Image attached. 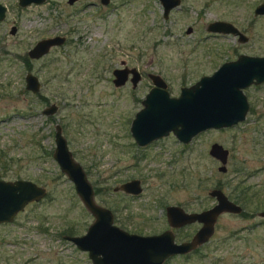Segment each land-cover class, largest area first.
<instances>
[{"label": "rangeland", "instance_id": "1", "mask_svg": "<svg viewBox=\"0 0 264 264\" xmlns=\"http://www.w3.org/2000/svg\"><path fill=\"white\" fill-rule=\"evenodd\" d=\"M262 0H181L168 17L159 0H45L7 7L0 20V178L31 179L46 188L12 221L0 222V264H92L88 252L65 235L83 234L94 216L73 182L53 158L55 126L95 190V201L111 209L114 223L130 232L154 234L171 228L176 241L189 239L198 222L169 226L165 206L187 211L211 206L212 188L222 189L243 207L223 212L210 239L163 264H264V81L243 89L249 110L242 121L208 128L184 143L170 132L138 145L130 123L160 74L171 95L239 53L264 55ZM214 19L234 23L247 36L210 33ZM16 26L14 33L10 32ZM191 27L190 32H186ZM55 34L68 40L40 58L27 50ZM136 66V88L115 86L114 67ZM31 71L40 89L25 88ZM58 108L42 113L50 103ZM212 142L228 149L226 170L209 154ZM132 178L142 190L118 186ZM99 188V191L96 190Z\"/></svg>", "mask_w": 264, "mask_h": 264}, {"label": "water", "instance_id": "2", "mask_svg": "<svg viewBox=\"0 0 264 264\" xmlns=\"http://www.w3.org/2000/svg\"><path fill=\"white\" fill-rule=\"evenodd\" d=\"M45 0H18L26 6L42 3ZM74 0H68L73 2ZM163 16L168 17L171 9L179 6L181 0H159ZM106 4L109 0H101ZM7 7L0 2V20L6 15ZM255 15L264 14V0L253 10ZM206 29L213 32L230 33L244 42L248 36L234 23L224 19H214ZM12 25L10 32L14 33ZM190 31V27L187 32ZM64 36L55 34L38 39L28 50L30 57L38 58L47 53L53 45L63 42ZM131 73L133 86L141 75L136 66L115 67L112 70L113 83L122 85ZM152 85L141 100L140 107L130 124V132L138 145H146L154 139L172 132L176 138L187 143L198 133L208 128H222L242 121L249 110L247 95L243 89L251 84L264 81V55L239 53L236 58L223 61L210 74H202L189 85L180 87L178 95H171L166 80L158 73L149 72ZM25 87L31 92L40 89V81L31 71L25 74ZM56 103L42 109L48 115L57 110ZM55 146L53 158L60 169L73 182L75 191L87 210L94 216L86 231L79 235H65L80 249L86 250L92 264H163L175 254H184L207 242L213 235L218 216L223 212L240 213L242 206L230 199L220 188H212L208 194L215 202L204 209L187 211L177 204L165 206V215L170 227L198 222L200 226L189 239L176 241L171 228L154 234L130 232L113 221L114 216L108 207L95 201V190L82 165L76 161L68 148L67 139L59 124L55 126ZM228 149L218 142H212L209 154L221 164L219 169L226 170ZM120 189L137 194L142 190L140 180L132 178L122 182ZM46 188L31 179L0 178V222L12 221L14 215L31 201L44 197ZM264 217V209L259 211Z\"/></svg>", "mask_w": 264, "mask_h": 264}, {"label": "flooded vegetation", "instance_id": "3", "mask_svg": "<svg viewBox=\"0 0 264 264\" xmlns=\"http://www.w3.org/2000/svg\"><path fill=\"white\" fill-rule=\"evenodd\" d=\"M76 1H78V0H74L73 2H68V0H67V2H68L69 4H73V3L76 2ZM109 1H110V0H109ZM103 4H104V3H103ZM106 4H107V3H106ZM20 6H21V5H20ZM177 7H178V6H177ZM175 8H176V7H175ZM171 10H172V9H171ZM206 27H207V26H206ZM188 28H189V27H188ZM188 28H187V29H188ZM190 30H191V27H190ZM186 32H187V31H186ZM189 32H190V31H189ZM209 32H210V33H213V34H219V33H221V32H213V31H209ZM62 36H64V40H63V42H62L61 44H63L65 41L68 40V38H67L65 35L62 34ZM45 37H46V36H45ZM42 38H43V37H42ZM33 45H34V44H33ZM33 45H32V46H33ZM59 45H60V44H59ZM32 46H31V47H32ZM53 46H56V45H53ZM31 47H30V48H31ZM30 48H29V49H30ZM29 49H28V50H29ZM28 50H27V55H28V57L31 58V59H37V58L30 57L29 54H28ZM49 50H50V49H49ZM45 54H46V53H45ZM45 54H43V55H45ZM43 55H41L40 57H42ZM40 57H38V58H40ZM123 66H127V65H126V64H123ZM123 66H118V68H119V67H123ZM128 67H130V66H128ZM114 68H115V67H114ZM114 68H113V69H114ZM113 69H112V70H113ZM137 69H138V68H137ZM138 71L140 72V75H141V78H142V72H141V70L138 69ZM212 72H213V71H212ZM212 72H211V73H212ZM130 76H131V73L129 72V73H128V77H127V79L125 80V82H124L122 85H125V84H127L128 82H130V83H131V86H132L133 88H136V86L138 85V82L141 80V78H140V80L136 83V85L133 86L132 81L130 80ZM113 77H114V76H113ZM113 77H112V81H113ZM115 86H116V85H115ZM119 86H120V85H119ZM25 88H26V87H25ZM130 124H131V123H130ZM235 202H236V201H235ZM237 203H238V202H237ZM239 204H240V203H239ZM240 205H241V204H240ZM241 206H242V205H241ZM242 208H243V207H242Z\"/></svg>", "mask_w": 264, "mask_h": 264}, {"label": "trees", "instance_id": "4", "mask_svg": "<svg viewBox=\"0 0 264 264\" xmlns=\"http://www.w3.org/2000/svg\"><path fill=\"white\" fill-rule=\"evenodd\" d=\"M96 190H98V191H99V188H97Z\"/></svg>", "mask_w": 264, "mask_h": 264}]
</instances>
